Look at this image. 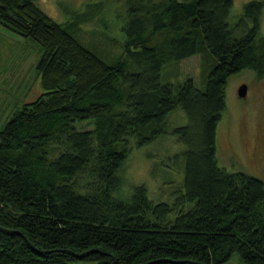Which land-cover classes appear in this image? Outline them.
I'll return each instance as SVG.
<instances>
[{
  "label": "trees",
  "instance_id": "trees-1",
  "mask_svg": "<svg viewBox=\"0 0 264 264\" xmlns=\"http://www.w3.org/2000/svg\"><path fill=\"white\" fill-rule=\"evenodd\" d=\"M37 1L0 0V24L40 47L43 90L0 128V264H264V180L221 167L218 149L230 77L263 68L264 2L233 20L234 0H123L125 57L109 61L80 39L79 15L59 22ZM204 51L206 89L163 81ZM175 110L186 123L169 131ZM168 132L184 145L168 158L184 172L173 204L128 192L122 173Z\"/></svg>",
  "mask_w": 264,
  "mask_h": 264
},
{
  "label": "rangeland",
  "instance_id": "rangeland-1",
  "mask_svg": "<svg viewBox=\"0 0 264 264\" xmlns=\"http://www.w3.org/2000/svg\"><path fill=\"white\" fill-rule=\"evenodd\" d=\"M234 1L233 20L252 0ZM97 2L102 5L96 6L98 9H110L107 15L102 10H88L89 4ZM37 3L48 16L62 23L79 15L77 33L87 46L98 50L109 61L124 59L122 33L117 25L123 22V0H38ZM108 17L114 22L109 23ZM168 35V32L157 34L156 43ZM256 43L263 54V68L260 73L244 70L230 77L226 88V112L218 127V149L221 146V167L264 180V23ZM40 54V47L35 42L0 24V128L25 103L36 100L43 93L36 69ZM212 64V56L207 51L200 52L167 64L162 78L175 88L192 78L197 87L204 90ZM243 83L248 86L247 95L240 97L238 88ZM185 123L186 118L180 110L168 117L169 131ZM91 127L90 122L81 125V128ZM183 149L184 145L169 132L144 146L133 148L122 168L128 192L131 193L135 186L146 185L148 195L154 201L175 203L184 172L182 168L170 169L167 164L168 158ZM226 264L243 263L240 256L234 254Z\"/></svg>",
  "mask_w": 264,
  "mask_h": 264
},
{
  "label": "water",
  "instance_id": "water-1",
  "mask_svg": "<svg viewBox=\"0 0 264 264\" xmlns=\"http://www.w3.org/2000/svg\"><path fill=\"white\" fill-rule=\"evenodd\" d=\"M247 84L246 83H243L239 86L238 88V94L240 97H245L247 95Z\"/></svg>",
  "mask_w": 264,
  "mask_h": 264
}]
</instances>
